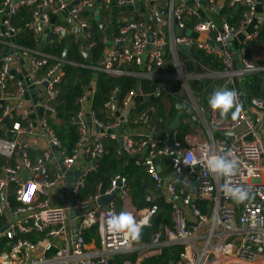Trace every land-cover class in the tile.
<instances>
[{
    "label": "built area",
    "instance_id": "built-area-1",
    "mask_svg": "<svg viewBox=\"0 0 264 264\" xmlns=\"http://www.w3.org/2000/svg\"><path fill=\"white\" fill-rule=\"evenodd\" d=\"M72 1H0V228L2 220L6 224L0 230V264H105L109 260L115 264L116 255L134 252H137L135 261L124 259L120 264H142L144 259L157 257L164 247L172 245L181 246V250L178 259L169 264H264V96L249 97L239 87L240 81L264 71V67L256 65L247 54L251 42L258 38L257 30L246 32L255 20L258 0H228V6L242 7L234 23L226 16H221L219 22L202 17L200 10L204 2L213 11L215 0H185L188 4L179 5L175 3L179 0H146L149 2L148 20L122 25L118 41L127 40V44L112 50L97 67H92L96 72L124 75L119 67L133 64L145 78L155 81L156 74L165 67L164 28L174 19L178 20L179 31H186L190 26L185 25V21L193 19L190 29L198 36L177 35L173 43L177 47L200 50L220 66L199 63V71L186 76L193 83H202L199 86L203 93L197 88L189 90L192 96L194 94L195 105L186 121L203 122L204 139L187 135L182 140L170 141L168 135L155 132L139 135L133 128L121 135L128 157L136 166L143 167L154 185L144 196L146 206L125 219L114 200L99 203L102 197H110L115 192L128 196L125 175L115 174L104 189L98 184L94 193L85 196L80 193L86 186L87 175L95 169L91 161L99 160L105 153L104 141L116 140V130L124 129L130 122L138 123L145 116L142 113L131 119L137 97L135 89L127 91L118 106L113 101L115 93L105 102L112 119L108 123L96 119L90 108L88 112L84 110L88 103L91 105L94 81L78 97L80 109L74 116L78 139L73 154L63 155V165L68 169L79 156L88 164L80 169L82 175L76 183H71L70 189L51 150L53 145L61 152L49 122L57 121L54 108L60 95L64 66L77 64L62 55L48 53L43 30L50 15L64 13ZM96 1L82 0L78 7L69 9L70 18L80 29H85L82 48L86 52L94 46L93 32L92 25L82 14L87 8H93ZM100 1L105 6L110 3V0ZM117 3L132 5L134 0H117ZM156 3L167 4L165 14ZM22 9L28 10L29 19L23 26L30 31L34 47L18 42L22 28L16 25L15 18ZM240 34L243 37L235 45L234 39ZM34 89L39 98L32 104L31 112L27 105L32 102ZM221 90L235 92L236 101L231 109L236 112L240 107L235 117L222 118L219 109L211 107L210 99ZM86 115L107 132L98 131L90 137ZM225 132L232 134L226 138ZM8 133L13 136L8 137ZM41 139L48 148L31 156L30 149ZM116 152L123 154L119 147ZM212 155L235 159L236 174L224 177L211 172L207 162ZM164 157L170 158L171 166L166 175L159 172L156 163ZM23 172L28 174V179ZM196 179L199 183L194 190ZM225 183L234 188L243 187L248 191V198L237 202L226 194L222 187ZM65 186L68 191L61 194L63 198L73 197L76 209L74 236L69 224V199L61 204L52 201V192ZM159 201L170 207V223L160 224L146 243L135 245L140 230L157 216L161 208ZM198 201L206 202L205 212ZM91 228L96 230L99 239L96 246L85 241V233ZM3 240H6L4 244Z\"/></svg>",
    "mask_w": 264,
    "mask_h": 264
},
{
    "label": "trees",
    "instance_id": "trees-1",
    "mask_svg": "<svg viewBox=\"0 0 264 264\" xmlns=\"http://www.w3.org/2000/svg\"><path fill=\"white\" fill-rule=\"evenodd\" d=\"M242 7L234 6L231 9L229 7H223L220 14L223 16H228L231 23L236 22L240 16ZM27 10L22 9L15 18L16 25L21 26V31L18 35V42L27 47H34V43L31 38L30 31L23 26L27 20L23 17L27 14ZM84 14V13H83ZM26 17V15H25ZM227 18V17H226ZM17 22H20L19 24ZM193 26L194 20L189 19L185 21V25ZM92 23V32L94 34V28ZM258 38L256 41L264 44V26L258 29ZM92 40L94 42L92 61L90 64H85L83 57L79 54L77 50L69 55V60L76 63L77 65L67 64L64 66V75L62 82L60 84V95L55 103V113L56 120L50 121L51 128L53 129L55 135L57 136L61 148V152L64 156H70L73 154L75 144L78 139L77 125L74 123V116L79 111L80 106L77 105L78 97L84 93L86 88L94 81V93L91 99L90 109L95 114V118L102 123H108L112 121L109 118L107 110L104 106L105 102L108 101L113 94L119 89L120 95L116 102L117 106L122 100L124 94L135 89L136 85H140L142 93H151V98L149 101H143V99H137L135 104V109L132 113L131 119H134L136 115L145 114V116H150L147 112V108L152 104L158 103L161 99V95L155 96V91L159 90L156 83L150 82L147 79H137L130 75H112L106 72H96L92 67H97L95 63L97 62V37L93 35ZM64 45L58 42H52L45 46V50L56 56H61ZM73 54V55H72ZM190 55L194 59H198L201 63L210 65L212 67H220L219 64L211 56L205 55L202 51L192 48L190 50ZM135 71H139L135 68ZM247 94L249 97H263L264 96V79L260 77L259 74H254L247 78ZM162 94V91H160ZM164 108L158 106L156 116H164ZM178 109L175 105L171 104V116L175 115ZM219 116L222 118L234 117L233 113L235 110L229 109L226 115H221V110L219 109ZM173 112V113H172ZM188 117L187 114L184 115ZM191 129V124L181 121L175 129L176 135L170 133L169 140L172 141L173 138L182 140L186 133ZM105 143V153L103 156L96 161L95 169L90 172L86 177V186L81 191L80 195L85 196L96 191L98 184L104 189L109 184L111 178L117 174L121 173L126 176L128 181V187L131 192L129 196L133 199V204L137 210L143 209L146 204L144 202L145 196V185L144 182L148 179V175L145 173L143 167L136 166L132 158H126L123 155H118V143L117 140H106ZM32 149V148H31ZM30 149L31 156H34V150ZM168 164V172L171 170L170 158L164 157ZM15 204V201H11ZM160 210L149 226L143 227L137 238L135 239V244L146 243L149 240L150 235L156 231L160 224H169L171 221L170 207L159 201ZM197 204L201 208L202 212H205V201H198ZM93 237V229L87 230L85 233V241L89 243ZM6 240H3V244ZM181 246L172 245L164 247L161 254L157 257H152L143 260L142 264H169L179 257V252ZM137 252L131 254H119L114 257L115 264H120L124 259L134 261Z\"/></svg>",
    "mask_w": 264,
    "mask_h": 264
},
{
    "label": "crops",
    "instance_id": "crops-1",
    "mask_svg": "<svg viewBox=\"0 0 264 264\" xmlns=\"http://www.w3.org/2000/svg\"><path fill=\"white\" fill-rule=\"evenodd\" d=\"M1 1V0H0ZM82 0H74L71 2L70 9L74 7H78L81 4ZM135 2H139V8H136L134 6ZM216 2V8L213 11H210L207 8V2L205 1L203 4V8L200 10V14L202 15L203 18L206 19H212L216 22L220 21V17L222 16L220 14V11L223 7H229L230 9L232 7L228 6V0H215ZM176 5L179 4H188L187 1L185 0H179L175 2ZM149 2L146 0H134V3L132 5H119L117 3V0H110V3L105 6L102 1L96 2L94 7L91 8V11H84L82 14L84 17L88 19L90 24L92 25L93 23V28H94V34L97 37V62L95 65H97L104 56H106L109 52H111L114 49H118L122 46H125L127 44V40L125 42L118 41L119 37V28L130 22V21H135V20H144V17L146 15H149V9H148ZM156 6L159 7L160 12H162L163 9L166 11V6L167 4L164 3H156ZM28 12V10H27ZM26 15V17H25ZM23 17L20 18H25L26 20L29 19V14H25ZM225 16V15H223ZM227 19H229L228 16H226ZM189 20V19H188ZM145 21V20H144ZM187 21V20H186ZM230 22V21H229ZM20 23V22H17ZM231 23V22H230ZM264 26V0H258L256 4V17L254 22L252 23L251 26L247 28L246 32L250 31H258L259 28ZM75 27H78L77 24L70 18L69 15V9L65 11L64 13H61L60 15H50L49 18V23L46 27H44L43 30V42L45 44H50L54 42L62 43L64 45V49L67 50V59L69 60V55H71L72 52L77 50L80 54V50L83 49V40H84V32H77ZM191 27H188L185 31V33L189 36H192L196 38L198 35L194 31L190 29ZM52 29V36L51 40L49 43H46L47 41V34ZM59 29H64V30H59ZM165 36H166V49L164 51V56H165V68L170 67H176L178 64L182 68V63L186 64L187 69L190 71V73H186L191 75L192 73L199 71V63H201L198 59H194L190 55V50L192 48L188 47V51L181 49V47H177L173 43V39L175 36L178 35L179 29L177 28V25L173 22L167 23V25L164 28ZM259 36V34H258ZM243 34H240L239 37L234 39V44L237 45L239 41L242 39ZM257 40V39H256ZM251 42L248 48V57L251 59L256 65H259L261 67H264V44L259 43L258 41ZM89 51V50H88ZM87 51V52H88ZM95 50H93L94 52ZM258 52L260 55H262L261 60L257 61L255 60V56H253V52ZM63 52V51H62ZM93 52L91 53V61H92V55ZM73 55V54H72ZM81 55V54H80ZM82 56V55H81ZM71 61V60H69ZM91 63V62H90ZM121 68L123 74L133 76L137 79H147L144 77V74L139 71H135V68H137L135 65L130 64V65H124ZM138 69V68H137ZM259 74L260 77L264 79V71L256 73ZM254 75V74H253ZM148 80V79H147ZM154 80H158L157 75L155 76ZM150 82L156 83L155 81ZM202 83H196L194 82V87L193 89L197 88V91L199 92H204L203 88H200L199 85ZM198 86V87H197ZM247 86H248V80L246 79L245 81H240L239 87L242 90L247 91ZM200 88V89H199ZM141 90V89H140ZM87 91H91L89 88ZM37 91L34 89L31 91V96H32V102L28 103V107L32 112V104H35L38 102L39 94L36 93ZM158 92L160 94V91L157 90L155 93ZM158 94V95H159ZM152 92L151 93H142L141 90V95L136 97L137 99H142L144 96L151 98ZM155 95V96H158ZM206 99L203 96L202 102L204 103ZM191 102H187L183 104L182 102H174L172 103L170 100L167 101L168 104L165 106H161L159 101L158 103L152 104L147 108V112L150 113V116H144L141 121L138 123H133L130 122L129 126L124 127V129H118L115 132H117L118 136H121L124 132H129L131 128L135 130L136 134L139 135H149L153 134L154 132L158 135H170V133L176 135L175 129L177 128L178 124L181 121V116H182V121L185 120L192 114L193 108H194V103L195 99L190 100ZM171 104L175 105V108L178 109L176 111L175 115L171 116ZM179 105V107H177ZM156 106V107H155ZM158 106H161L164 108V116H156L157 115V108ZM90 104L88 103L85 107L84 110L86 112L89 111ZM173 113V112H172ZM180 114L179 121L177 125L172 128L171 126L173 125L176 116ZM187 114L188 117H185L184 115ZM142 115V114H141ZM88 117L86 115L85 119ZM139 115H136L134 119L138 118ZM132 119V120H134ZM191 124V129L188 133L185 134L187 135H192L198 140H202L206 137V126L203 122H187ZM87 126V134L90 135V137L94 136L98 131L100 133H106L107 130L104 127H97L94 125L92 121H87L86 123ZM184 136V137H185ZM118 143V142H117ZM119 147V145H118ZM48 148V145L41 139L39 142H37L36 146H34L32 149L34 150V155L37 154L40 150H44ZM31 149V150H32ZM124 156V154H122ZM126 158H129L125 156ZM88 162L82 157L79 156L78 159L76 160L74 164V169H81L83 170L87 166ZM158 170L161 172L162 175H166L168 173V164L163 158L160 159L159 164H158ZM74 178V175H72ZM148 177V176H147ZM9 179V177H8ZM67 182V179H66ZM68 183V182H67ZM145 185V194L149 193L150 191L153 190V182L152 180L148 177V179L144 182ZM54 190V189H53ZM65 191H68L67 186L60 188L57 187L53 192H52V201L55 202V204H61V202L68 201L69 197H64L62 196L61 192L65 195ZM131 190H129V193ZM13 200V199H12ZM112 200H114V203L116 204L117 210L122 214L123 216L127 217L128 214H134L137 209L135 208V205L133 204V199L131 196H121L119 193H117L115 196L112 197ZM109 202V201H108ZM107 204V203H106ZM3 221V225L5 224V220ZM93 229V237L91 238V241L88 243L89 245L96 246L98 242V236L96 233V230ZM90 230V229H89ZM88 230V231H89ZM134 261L136 260L137 257H134ZM148 259V258H147ZM145 260V259H144ZM143 262V261H142Z\"/></svg>",
    "mask_w": 264,
    "mask_h": 264
},
{
    "label": "water",
    "instance_id": "water-1",
    "mask_svg": "<svg viewBox=\"0 0 264 264\" xmlns=\"http://www.w3.org/2000/svg\"><path fill=\"white\" fill-rule=\"evenodd\" d=\"M96 2H100V0H97ZM134 6H135L136 8H139V2H135ZM68 9H70V6L68 7ZM85 11H91V9H88V8H87ZM165 12H166L165 9H163L161 13H162V14H165ZM144 20H145V21L148 20V15H146V16L144 17ZM177 22H178V20H177V19H174L173 23L176 24ZM75 29L77 30V32H85V29H80L79 27H75ZM51 32H52V29H50V31H49L48 34H47V41H46V43H49L50 40H51V36H52ZM184 34H185V29L180 30V31L178 32V35H184ZM149 41H150V42L152 41V37H151V35H149ZM149 48H150V46H148V49H149ZM163 49L165 50V49H166V46H164ZM181 49L186 50V51L189 50L188 47H186V46H181ZM92 52H93V48H91L88 52H86L84 49H81V50H80V54L82 55L85 64H90V62H91V58H90V57H91V53H92ZM5 54H7V52H5L4 55H5ZM62 57H63L64 59H67V50H66V49L63 50V52H62ZM237 66L239 67L240 64H237ZM120 90H121V88H119V89L115 92V94H114V96H113V101H114V102H117V101H118V99H119V95H120ZM212 92H213L212 89H210L209 93H212ZM135 94H136L137 96L141 95V90H140V85H139V84H137L136 87H135ZM158 94H159L158 92L155 93V95H158ZM142 99H143V101H149V100H150V98L147 97V96H146V97L144 96ZM77 105L80 106V104H79L78 102H77ZM177 107H179V105H178ZM113 109H115L114 106H113ZM179 118H180V114H178V115L176 116V119H175L173 125L171 126L172 128H174V127L177 125V123H178V121H179ZM86 120H87V121H90L91 119H90V117H87ZM231 134H232L231 132H225L223 135H224L226 138H228V136H230ZM7 136H8V137H12L13 134H12V133H8ZM152 136L155 137L156 134H154V135H152ZM116 140H117L118 145H119V148L121 149V151H122V153L124 154V156H127V157H128V154H127V153L125 152V150L123 149V141H122V137H121V136H118ZM51 150H52V152L54 153V156H55V158H56L57 164L59 165V168H60L61 171L64 173V177H65V179H67L68 187H69V189H70V188H71V183H76V182H77V180L79 179V177L82 175V171H81L80 169H74V165H72V166L69 167L68 169L65 168L64 165H63L64 157H63V154L60 152L59 147H57V146H53V145H52V146H51ZM159 161H160V159H158V160L156 161V163L159 164ZM95 163H96V160L91 161V164H92V165H95ZM0 165H1V161H0ZM23 174H24V178H25V179H28V174H27L26 172H23ZM72 175H74V178L72 177ZM10 177H12V175H10ZM173 177H175V175H173ZM198 183H199V179H196L195 182H194V190L196 189V186L198 185ZM116 194H117V193L115 192V193H113V195L110 196V197H102V198L99 200V203H100V204H106V203H107L110 199H112V197L115 196ZM172 199L175 200V197H173ZM68 205H69V219H70V223H69V224H70V227L72 228V235L74 236V234H75V229H74V227H75V219H74V218H75L76 209L73 207V205H74V201H73V197H71V196L69 197V203H68ZM5 227H6V224H4V225L0 228V230L4 229ZM105 264H113V263H112L111 260H109V261H107Z\"/></svg>",
    "mask_w": 264,
    "mask_h": 264
},
{
    "label": "clouds",
    "instance_id": "clouds-1",
    "mask_svg": "<svg viewBox=\"0 0 264 264\" xmlns=\"http://www.w3.org/2000/svg\"><path fill=\"white\" fill-rule=\"evenodd\" d=\"M236 101V94L234 91L221 90L214 93L213 98L209 103L211 107L220 109L221 115H226L228 110L231 109ZM240 111V107H237L236 112L233 113L235 117ZM208 167L211 172L217 173L224 177H231L236 174L238 170L237 161L235 159H229L227 155L218 156L212 155L208 159ZM223 189L226 190V194L230 195L237 202H243L248 198V191L243 187H232L225 183Z\"/></svg>",
    "mask_w": 264,
    "mask_h": 264
},
{
    "label": "rangeland",
    "instance_id": "rangeland-1",
    "mask_svg": "<svg viewBox=\"0 0 264 264\" xmlns=\"http://www.w3.org/2000/svg\"><path fill=\"white\" fill-rule=\"evenodd\" d=\"M253 56H255V60L257 61L262 58V55L257 51L253 52ZM186 73H190V71L187 69L186 64L182 63V68L179 64L176 67L169 66L156 74L158 80H155V82H157L160 91H162V94H159L161 95V106L168 104L167 101L169 100L172 103L182 102L185 104L194 99V94L192 96V94L189 93L190 88L193 89L194 83L192 79L186 77L189 75ZM183 75L186 78L183 77ZM121 215L123 216L122 212ZM123 218L125 219L127 217L123 216Z\"/></svg>",
    "mask_w": 264,
    "mask_h": 264
}]
</instances>
